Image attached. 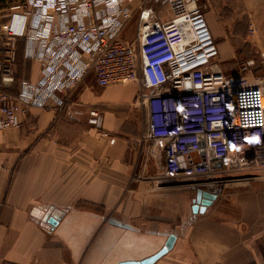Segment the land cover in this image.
I'll list each match as a JSON object with an SVG mask.
<instances>
[{
	"label": "crops",
	"instance_id": "obj_1",
	"mask_svg": "<svg viewBox=\"0 0 264 264\" xmlns=\"http://www.w3.org/2000/svg\"><path fill=\"white\" fill-rule=\"evenodd\" d=\"M199 1L208 3L220 56L233 47L227 60L233 73L257 58L253 71L264 79V0ZM25 51L20 40L17 80L7 88L13 94L24 80L40 78L41 63ZM90 79L73 101L85 112L98 109L100 126L87 113L70 120L66 109L51 105L29 109L19 127L0 130V264L141 261L172 234L173 248L153 264H264V180L233 192V204L217 196L204 213L191 212L189 195L174 190L188 187L157 183L161 152L150 157L152 148L141 141L147 119L138 102L141 84L124 85L133 90L112 104L102 98L116 85L102 88ZM94 87L102 89L90 101ZM52 216L57 225L49 223Z\"/></svg>",
	"mask_w": 264,
	"mask_h": 264
},
{
	"label": "built area",
	"instance_id": "obj_2",
	"mask_svg": "<svg viewBox=\"0 0 264 264\" xmlns=\"http://www.w3.org/2000/svg\"><path fill=\"white\" fill-rule=\"evenodd\" d=\"M133 1L16 0L0 26V130L19 127L29 109L51 105L66 109L70 120L87 113L100 126L98 109L85 112L73 101L78 86L89 76L102 88L137 82L147 117L141 141L152 148L150 157L161 152L158 185L206 191L227 173L264 179V79L253 71L257 58L225 73L208 3L199 0H164L167 9L141 21L136 41L125 40L127 25L137 12L143 17L151 0L136 7ZM20 40L41 71L13 94L7 88L17 80Z\"/></svg>",
	"mask_w": 264,
	"mask_h": 264
},
{
	"label": "rangeland",
	"instance_id": "obj_3",
	"mask_svg": "<svg viewBox=\"0 0 264 264\" xmlns=\"http://www.w3.org/2000/svg\"><path fill=\"white\" fill-rule=\"evenodd\" d=\"M16 0H0V26L1 24L7 19V15L9 13V7L15 3ZM227 4L233 5V0H226ZM218 7V6H217ZM167 9V7L164 4V0H151L147 6V11L149 10L153 14L157 12L160 9ZM140 14L137 12L132 20L129 22L127 25L126 29L122 33V37L125 40L129 41H136L137 39V33H138V28L139 24L141 22L139 18ZM224 48V54L220 56V65L223 69V71L227 74L233 73V61H227L229 58L231 59L232 52H233V47H223ZM226 60V61H224ZM93 81V77L91 76V79ZM102 88L99 87H94L90 89V94L89 100L93 101L94 99H98L99 97V92ZM133 90V87L130 88L129 86H124L122 84H117L113 89L112 92L108 95H104L102 98V101L104 102H111L113 103H118V100L121 99L122 97H125L126 95L129 94ZM246 176H235L233 173H227L221 177H218L219 183L216 184L212 189H205L206 191H209L213 194H216L219 198V201L221 202H226L228 204H233V192L236 190H245L249 189L251 187V183L254 182V180H246ZM260 180V179H256ZM264 180V179H263ZM175 194H182L185 193L186 195H189V200H190V205H191V212H192V205H193V200L196 198L197 191L190 189V188H185V189H176ZM176 191H179L176 193Z\"/></svg>",
	"mask_w": 264,
	"mask_h": 264
},
{
	"label": "water",
	"instance_id": "obj_4",
	"mask_svg": "<svg viewBox=\"0 0 264 264\" xmlns=\"http://www.w3.org/2000/svg\"><path fill=\"white\" fill-rule=\"evenodd\" d=\"M216 197H217L216 194L198 190L196 194V198L193 200V203H194L192 206L193 212L194 213H198V212L204 213L206 209L212 205ZM58 220H59L58 216H52V217H49L48 219L49 223L54 224V225H57ZM175 240H176V236L172 234L168 237L165 245L154 255L144 260H141V261H125L121 264H153L155 261L160 259L169 250L173 248Z\"/></svg>",
	"mask_w": 264,
	"mask_h": 264
},
{
	"label": "bare ground",
	"instance_id": "obj_5",
	"mask_svg": "<svg viewBox=\"0 0 264 264\" xmlns=\"http://www.w3.org/2000/svg\"><path fill=\"white\" fill-rule=\"evenodd\" d=\"M218 182H212V183H210V184H208L209 185V187H214V185H216Z\"/></svg>",
	"mask_w": 264,
	"mask_h": 264
}]
</instances>
